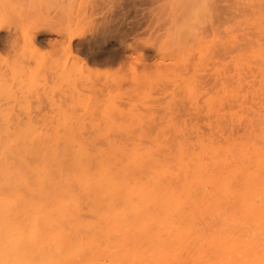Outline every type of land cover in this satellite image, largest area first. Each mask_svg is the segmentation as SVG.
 <instances>
[{
    "label": "rangeland",
    "instance_id": "obj_1",
    "mask_svg": "<svg viewBox=\"0 0 264 264\" xmlns=\"http://www.w3.org/2000/svg\"><path fill=\"white\" fill-rule=\"evenodd\" d=\"M259 135L264 0H0V138L129 139L172 161L176 142L231 154Z\"/></svg>",
    "mask_w": 264,
    "mask_h": 264
},
{
    "label": "bare ground",
    "instance_id": "obj_2",
    "mask_svg": "<svg viewBox=\"0 0 264 264\" xmlns=\"http://www.w3.org/2000/svg\"><path fill=\"white\" fill-rule=\"evenodd\" d=\"M18 140L0 138V264H264L259 141L176 142L169 161L129 139Z\"/></svg>",
    "mask_w": 264,
    "mask_h": 264
}]
</instances>
